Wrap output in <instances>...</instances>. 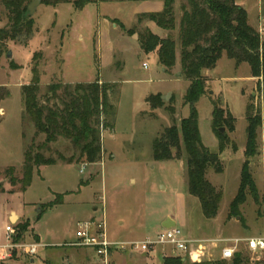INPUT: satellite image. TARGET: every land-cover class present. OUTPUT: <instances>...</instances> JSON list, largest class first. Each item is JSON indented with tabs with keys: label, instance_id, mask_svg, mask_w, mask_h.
I'll list each match as a JSON object with an SVG mask.
<instances>
[{
	"label": "rangeland",
	"instance_id": "rangeland-1",
	"mask_svg": "<svg viewBox=\"0 0 264 264\" xmlns=\"http://www.w3.org/2000/svg\"><path fill=\"white\" fill-rule=\"evenodd\" d=\"M71 1L41 3L31 15L35 26L30 37L0 40V86L11 92L0 103V243L6 239V225L12 222L22 234L18 242L41 244L35 256L15 250L11 258L0 259V264H106L94 248L72 245L78 240L80 223L92 219L105 221L110 241L127 243L111 250L108 264H165L164 257L178 256L168 245L139 251L128 244L156 240L169 218L195 239L263 235L264 125L257 130L256 155L249 158L245 150L248 116L264 113L260 78L252 77L251 67L245 62L237 65L224 54L215 69L204 71L207 91L197 101L199 128L204 145L219 155L221 170L210 166L207 177L222 192L217 217L206 218L200 201L188 193L186 152L181 159L170 160H159L153 152L157 135L173 124L180 125L191 111L184 101L190 82L182 76L180 56L176 65L166 70L158 53H147L141 45L140 33L146 26L160 36L165 33L154 21L140 24L138 14L162 11L164 4L161 0H93L79 10ZM237 2L249 11L250 24L264 39V0ZM181 14L177 1V28L171 34L178 51ZM7 25L8 10L0 5V29ZM38 52L42 56L35 59ZM36 65L41 73V95L55 81L102 80L114 88L109 100L115 109L113 116L102 117L98 126L103 148L98 162L63 160L62 155L69 159L80 154L74 143L59 136L57 142L42 149L57 163L36 169L24 190L11 177H23L25 150L46 139L45 134H37L25 115L22 98L21 88L31 82ZM157 93L171 97L165 106L154 110L147 98ZM215 106L224 108L225 116L231 113L234 117V129L221 125L226 134L222 151L213 127ZM247 160L258 197L248 190L237 214H231ZM11 166L13 173L7 172ZM26 223L29 226L22 231L19 224ZM238 249L250 264H264V251H251L244 242ZM214 257H220L219 249H214Z\"/></svg>",
	"mask_w": 264,
	"mask_h": 264
},
{
	"label": "trees",
	"instance_id": "trees-1",
	"mask_svg": "<svg viewBox=\"0 0 264 264\" xmlns=\"http://www.w3.org/2000/svg\"><path fill=\"white\" fill-rule=\"evenodd\" d=\"M32 0H0V5L8 10V24L0 29V40H18L21 36L30 37L34 30V19L29 14V3ZM71 0H43V3L53 5L70 3ZM92 0L71 1L77 9L82 10ZM181 3L182 14L179 24L180 50L177 40L171 32L177 28L176 5ZM164 9L152 13H141L138 21H151L158 24L165 35L160 36L146 26L140 33V41L145 52L156 51L159 61L166 70L174 67L180 56L182 76L189 80V87L184 96L186 104H190L191 111L188 117L182 118L180 125L173 124L159 133L153 143L155 158L170 160L182 158L186 152L188 168V193L195 196L201 204L204 217L215 218L218 214L222 192L219 191L207 177L210 166H217L219 155L211 152L203 143L199 128V111L197 101L207 91L205 70H213L219 59L226 54L228 58L240 63H247L251 67L252 77L260 78L264 100V39L259 31L250 24L247 9L237 0H163ZM133 31V30H131ZM134 32V31H133ZM42 56L41 52L34 58ZM34 76L31 82L23 84L22 98L25 106V115L34 123L37 134H45V141L36 146L34 142L25 150V160L22 172L18 179L11 177L13 183L20 182L22 188L27 189L33 180L35 170L42 165L56 164L57 160L47 157L42 149L50 143L57 142L59 136L70 140L79 150V157L74 154L63 160L69 163H95L102 157V138L99 124L101 118L107 114L113 116L114 104L110 103L109 93L113 87L100 80L75 84L55 81L49 84L47 92L41 95V73L36 65L33 68ZM10 90L0 86V103L10 95ZM152 109L165 106L162 93L147 98ZM1 108V107H0ZM224 108L215 106L213 110V127L221 139L220 150L225 148L226 134L220 131L221 125H228L234 129L231 113L225 116ZM264 116V113H263ZM260 114L249 115L247 127L248 140L246 145L247 156L254 157L257 153V130L264 125V118ZM108 125V122L106 123ZM77 158V159H76ZM248 160L243 164L241 185L237 196L231 204V214H237L241 203L245 202L248 190L258 197L257 185L252 178ZM218 170L221 167L217 166ZM14 171L8 167L7 172ZM22 231H26L28 223L19 224ZM21 233L14 236L18 241ZM165 264H187L181 256L164 257ZM191 264H250L243 252H238L231 261H205Z\"/></svg>",
	"mask_w": 264,
	"mask_h": 264
},
{
	"label": "built area",
	"instance_id": "built-area-1",
	"mask_svg": "<svg viewBox=\"0 0 264 264\" xmlns=\"http://www.w3.org/2000/svg\"><path fill=\"white\" fill-rule=\"evenodd\" d=\"M14 223H10L6 227V240L0 243V259L6 260L11 258L15 250H22L24 254L35 256L38 253L40 243L36 242H18L14 236L16 234ZM76 235L78 240L72 245H80L94 248L103 261L108 264L111 250L117 246L125 247L127 243H117L110 241L107 236L106 223L100 220H86L80 223L77 228ZM241 242H244L247 249L251 251H264V234L257 237H241V238H224V239H208L201 240L190 238L184 234L183 230L177 225L173 227H164L158 232L156 240H144L142 242L130 243L134 250L151 251L158 244L168 245L178 256L183 257L184 261L205 262L227 260L231 261L235 255L240 252L238 249ZM214 249L220 250V257H214Z\"/></svg>",
	"mask_w": 264,
	"mask_h": 264
},
{
	"label": "water",
	"instance_id": "water-1",
	"mask_svg": "<svg viewBox=\"0 0 264 264\" xmlns=\"http://www.w3.org/2000/svg\"><path fill=\"white\" fill-rule=\"evenodd\" d=\"M41 3H43V0H32L29 3V5H28V7H29V14L32 15L36 11L37 7ZM7 56L8 57H11L12 56V52L9 51ZM170 97H171V94H169V95H162V99L165 100V101H168L170 99ZM220 131L223 132L224 131V127H221ZM13 218H14V216H13ZM174 225H176V221H175V219H172V218H169V219H167L166 222H164V227H173Z\"/></svg>",
	"mask_w": 264,
	"mask_h": 264
},
{
	"label": "crops",
	"instance_id": "crops-1",
	"mask_svg": "<svg viewBox=\"0 0 264 264\" xmlns=\"http://www.w3.org/2000/svg\"><path fill=\"white\" fill-rule=\"evenodd\" d=\"M93 1V0H92ZM100 1H102V0H100ZM162 1V3H163V0H161ZM248 11V10H247ZM139 14H141V13H139ZM138 14V15H139ZM248 15L250 16V14H249V11H248ZM137 19H138V17H137ZM149 27V26H148ZM164 36V35H163ZM100 82L102 83L103 81L102 80H100ZM12 214H14V212H13V210H11V215H9V218H10V221H11V218H12ZM21 216H20V214L17 212V218H20ZM173 219V218H172ZM18 220V219H17ZM167 220H165L164 222H166ZM12 223V222H11ZM8 225H6V227H7ZM15 226V225H14ZM5 236H6V228H5ZM6 240V239H5ZM33 260V259H32Z\"/></svg>",
	"mask_w": 264,
	"mask_h": 264
}]
</instances>
